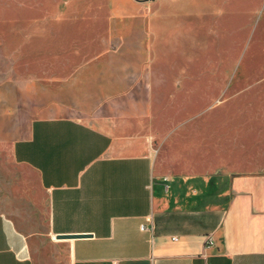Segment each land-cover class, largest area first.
Returning <instances> with one entry per match:
<instances>
[{
    "label": "crops",
    "instance_id": "1",
    "mask_svg": "<svg viewBox=\"0 0 264 264\" xmlns=\"http://www.w3.org/2000/svg\"><path fill=\"white\" fill-rule=\"evenodd\" d=\"M61 1L0 33V264H264V165L204 126L172 139L161 99L194 79L154 57L149 12Z\"/></svg>",
    "mask_w": 264,
    "mask_h": 264
},
{
    "label": "rangeland",
    "instance_id": "2",
    "mask_svg": "<svg viewBox=\"0 0 264 264\" xmlns=\"http://www.w3.org/2000/svg\"><path fill=\"white\" fill-rule=\"evenodd\" d=\"M65 6L61 0H0V33L24 43L32 30L29 15L55 17ZM89 6L111 8L106 0L79 5ZM114 7L147 10L154 57L171 76L194 79L190 91L161 99L159 118L174 128L172 139L204 126L210 148L264 165V0H114ZM28 58L19 46V68Z\"/></svg>",
    "mask_w": 264,
    "mask_h": 264
},
{
    "label": "trees",
    "instance_id": "3",
    "mask_svg": "<svg viewBox=\"0 0 264 264\" xmlns=\"http://www.w3.org/2000/svg\"><path fill=\"white\" fill-rule=\"evenodd\" d=\"M223 177L222 176H212L209 180V186L211 187L210 195H213V193H217L218 188L221 189L223 184L227 186L228 179L224 178V182H222ZM223 183V184H222ZM215 186V190H212V187Z\"/></svg>",
    "mask_w": 264,
    "mask_h": 264
},
{
    "label": "water",
    "instance_id": "4",
    "mask_svg": "<svg viewBox=\"0 0 264 264\" xmlns=\"http://www.w3.org/2000/svg\"><path fill=\"white\" fill-rule=\"evenodd\" d=\"M58 236L60 238H72V237H79V236H87V234H61Z\"/></svg>",
    "mask_w": 264,
    "mask_h": 264
},
{
    "label": "built area",
    "instance_id": "5",
    "mask_svg": "<svg viewBox=\"0 0 264 264\" xmlns=\"http://www.w3.org/2000/svg\"><path fill=\"white\" fill-rule=\"evenodd\" d=\"M142 228L145 229L146 227L143 225Z\"/></svg>",
    "mask_w": 264,
    "mask_h": 264
}]
</instances>
